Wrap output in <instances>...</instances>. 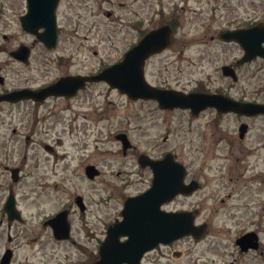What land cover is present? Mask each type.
Returning a JSON list of instances; mask_svg holds the SVG:
<instances>
[{"label": "rangeland", "instance_id": "rangeland-1", "mask_svg": "<svg viewBox=\"0 0 264 264\" xmlns=\"http://www.w3.org/2000/svg\"><path fill=\"white\" fill-rule=\"evenodd\" d=\"M98 1L100 4L95 2V17L90 16L94 7L83 5L80 9L82 17L79 16V20L75 18L74 27L76 28L77 21L83 26L79 30V37L73 39V46L69 38L63 52V49H58L56 53H45L41 45L37 46L35 56L44 61L35 65L37 70L34 73L37 78L49 81L57 74L67 72L96 73L102 66L120 60L123 52L115 51L111 47L119 45L123 48L131 38L134 43L135 32L128 27L130 20L135 19L132 11L137 14L144 13L148 19H156L157 21L148 24L151 28L166 24L172 16H177L179 20L172 48L163 56L149 61L147 79L155 85L161 82V74L166 71L173 78L172 86L188 91L200 85L207 87L210 77L217 85L221 75L220 72L216 73V70L238 55L235 52L229 53L226 60L222 51H219V54L209 48V36L212 33L205 30L209 21L204 15L209 18L215 15V12L203 14L207 0H111V3ZM4 2L3 20L12 24L15 31V36L9 43L15 45L16 41L30 42L32 38L18 33L15 20L10 18L16 2ZM222 2L238 3L237 0ZM122 3L124 6L119 7ZM214 6L218 7L216 4L211 5L212 8ZM141 8H144L143 12ZM194 9H197L195 16L192 12ZM107 12L111 13L110 16H107ZM200 12L202 16L197 15ZM69 33L73 37L72 29ZM60 54L70 62L58 72L54 71L51 60ZM217 55H220V59L212 61ZM258 82L264 85V66L259 73ZM215 88L217 86L213 87ZM83 93L89 99L95 93V124L94 118L85 107V115L75 122L66 118L67 125L73 128V133L70 127L64 133L63 123L52 130L50 142L55 146V150L49 159L39 157L37 167H32V162L19 165L22 168L23 180L14 189L17 192L18 208L27 222L15 227L19 230L26 229L28 240L24 239L23 246L19 247L16 242L8 243L6 233L0 236V259L6 247H13L16 252L12 264H91L96 261L99 245L108 226L106 224L118 217L128 196L146 190L152 180L151 171L142 169L139 165L138 159L142 153L152 158H162L171 153L186 167L190 165L192 158H197L200 163L205 159L208 164L203 172L205 177L214 179L219 176L218 168L222 161H218V157L227 154V151L217 146L214 137L205 130V122L209 119L207 114L194 118L184 111L164 112L155 103L131 102L118 91L102 84L90 85ZM121 130L127 132L132 144L126 155L123 154L121 142L116 139ZM20 135L19 131L11 141L12 144L19 152L29 146L31 152L33 144L26 145ZM58 137H64L67 142L62 146L57 145ZM6 139L10 141L8 136ZM81 155L83 162L74 160L75 156ZM88 162L94 163L101 171V176L95 181L87 180L84 175ZM252 185L253 188L239 192L233 198L219 191V196L226 199L229 205H239L240 211L236 218L228 219L225 206L218 201L219 212L213 215L212 231L215 233L212 232L211 237L200 244H193L188 239L183 241L178 247L184 251V258L175 260L169 256V259L163 260V264H192L193 261L209 262L199 264H216V259L221 258L220 253H223L226 261L238 257L242 264H264V256H260L258 252L239 257L234 244L235 234L242 226L264 232V192L260 187H256L255 183ZM212 186L217 192L214 182L211 183ZM77 195H81L88 205L86 214H81L74 204ZM5 200V197H0V209ZM182 204L187 205L186 201ZM66 205H71L72 212L70 222L74 236L71 242L55 240L49 229L41 226L44 218ZM172 207L173 204L169 206ZM225 221L234 224L224 225ZM238 221L244 224L235 225ZM5 229L6 227H0L1 231ZM87 233L95 235V240L87 238ZM262 241L264 244V238ZM263 247L262 245L261 248ZM204 251L205 256L202 255Z\"/></svg>", "mask_w": 264, "mask_h": 264}, {"label": "flooded vegetation", "instance_id": "flooded-vegetation-1", "mask_svg": "<svg viewBox=\"0 0 264 264\" xmlns=\"http://www.w3.org/2000/svg\"><path fill=\"white\" fill-rule=\"evenodd\" d=\"M4 1L0 0V197L2 198L11 192L15 193V184L20 183L22 176L20 164L24 165L32 162L33 166H37L39 157L44 158L49 153L51 155L53 146L50 140L53 129L63 123V132L66 133L70 127V131L73 133L72 126L67 125L68 120H66V116L69 117L70 121L75 122L79 117L85 115L84 108L86 107L87 112L94 118L95 124V93L91 95L90 99L83 95V91L87 90L89 85L95 86V83H87L85 88L69 96L50 95L43 97L41 94H36V92L55 84L62 77L83 76V74L67 72L57 74V76L49 81H43L35 76L34 71L37 70V66L35 65L44 62L35 56L37 46L41 45L45 53H56L58 49H63V52L67 38L70 39L73 46L75 44V42L73 43V39L79 37V30L83 26L80 21H77L76 28L74 27L75 18L79 20V16L82 17L80 9L83 8V5L94 7L90 16L95 17V2L100 4L98 0H33L34 6L32 10L36 15L45 19L52 17L56 19L58 38L55 47L51 48L50 44L46 45L36 40L35 34L23 29L21 18L28 12L27 0H14L16 5L14 6L15 9L12 10L13 13L10 15V18L15 20L18 33L21 32L24 35H29L32 37V40L28 43L16 41L15 45L9 43L10 39L15 36V31L12 24H7L3 20ZM213 1L215 3H212L210 0L206 1L205 11L203 12V14L211 13V11L215 12V15H211L209 18L204 15L209 21L205 30L212 33L209 36V48L219 54H221L219 51H222L226 60L229 57V53L235 52L238 55L232 58L231 61H226L222 64L218 71L216 70V73L220 72L221 75V79L217 85L210 77L207 87L200 85L190 92L223 95L239 102L264 104V85H260L258 82L259 73L264 66V56H257L250 61L246 60V53L264 51V0H237L238 3L234 2L230 4H225L222 0ZM104 2L111 3V0H104ZM212 4H216L218 7L215 8L216 6H214L212 8ZM123 6V3L119 5V7ZM141 10L143 12L144 8H141ZM192 12L195 16L197 9L192 10ZM131 13L135 15V19L130 20L128 27L135 32L134 43L131 42L133 39L131 38L123 48L119 45L112 46L111 49L115 51L121 50L123 53L129 51L149 32V29L152 30L160 26L157 25L151 28L148 24L157 21L156 19H148L144 13L137 14L136 11H132ZM155 13L159 14L158 12ZM110 14V12L107 13L108 16ZM197 15L202 16V12ZM176 18L177 16H172L170 19L172 24H174L176 21L174 19ZM254 28H257V31L252 35L248 31ZM71 29L74 32L73 37L69 33ZM45 30V27L40 28L38 34L45 32ZM92 30L91 27L90 31ZM235 31L241 32L237 40L228 41L221 38L223 33ZM23 46L28 48L29 54L27 60L20 61L14 58L12 53ZM171 48L172 46L167 50ZM166 51L152 56L147 61L146 69L148 70L150 60L163 56ZM218 59H220V55L214 57L212 61H217ZM51 62L53 63L54 71L59 72L60 69L67 66L66 64L70 60L60 54L55 56ZM105 66H102V68ZM225 66H229L230 70H233L234 76L226 77L223 75L222 68ZM162 74L161 82H159L157 87L169 90L177 89L190 93L184 88L172 86L171 80L173 78H171L168 71ZM214 86H217V88L213 89ZM16 92H18L17 95L9 96ZM124 97L131 102H153L159 106L156 101L133 100L126 95ZM161 110H182L194 118H200L204 114H207L209 119L205 122V130L207 129L211 133L215 139V144L226 150L227 154H222L221 157H218V161L221 160L222 164L218 168L220 172L219 176L214 179L206 178L203 173L208 165L205 159H203L202 163L197 158L190 159L186 183L190 184L194 182L193 188L189 196H179L173 201V204L175 203L176 205L171 210L173 212L186 211L190 218L192 217L194 229L198 231L197 233L200 235V238H197L194 233L187 238L175 241L171 245L160 246L157 250L150 253L152 257H149V254L147 255L146 264H162V259L169 258V256L176 260L182 258L184 253L179 251L175 253V249H177L175 245L179 246V243L186 239L192 241L193 244L207 241L214 229L213 215L219 212L218 201L225 206L224 209L226 210L228 219H235L236 214L240 211L239 205H229L226 199L219 196V191L221 193L223 191L227 197L233 198L236 197L237 193L252 188V183H255L256 187H260V190L264 192V114L252 116L235 111H221L215 108L202 110L197 115H194L190 110L183 109ZM19 131L26 145H29V143L33 144L31 152L29 146L19 152L12 144L11 141ZM119 133L127 135L125 130H121ZM7 136L10 141L6 139ZM56 143L57 145H64L61 138H57ZM74 160L83 162L84 158L82 155L80 157L75 156ZM91 164L93 163L88 162V165ZM15 177H17L16 180ZM213 182L216 185L217 192L214 191V186L211 187V183ZM180 198L186 200V206L182 204L183 201ZM1 215L4 219L6 218L3 212ZM200 217L201 220H199ZM4 219H0V227H6V229L4 231L0 230V236L6 233L5 236L9 243L16 242L17 246H23L22 241L24 239L28 240V231L26 229L19 230L15 225H25V222L4 224ZM227 224L234 223L225 221L224 225ZM243 224L244 222L242 223L241 221L235 222V225ZM251 225H254V223H251ZM42 226L49 229L46 225ZM87 238L95 240V235L87 233ZM262 238H264V232L260 229H246L245 226L240 227L234 238L238 256H246L251 252H258L260 256H264V247L261 248L262 245L264 246ZM70 241L72 239L66 242ZM7 249L10 248L6 247L4 252ZM80 249L84 251L83 247ZM15 252L16 250H13V258L15 257ZM202 255L205 256V251ZM219 256L221 258L216 259L218 261L216 264H221V262L223 264H242L238 257L226 261L223 253H220ZM200 262L209 263L206 261ZM199 263L192 262V264Z\"/></svg>", "mask_w": 264, "mask_h": 264}, {"label": "water", "instance_id": "water-1", "mask_svg": "<svg viewBox=\"0 0 264 264\" xmlns=\"http://www.w3.org/2000/svg\"><path fill=\"white\" fill-rule=\"evenodd\" d=\"M50 21V22H49ZM25 29L36 31L45 26L50 35L45 34L42 40L55 41V20L41 21L29 13L22 19ZM171 28L161 27L147 35L138 46L126 54L124 60L90 80L106 81L111 86L127 93L130 97L152 98L159 100L164 108H190L194 113L215 107L219 110H235L248 114L264 113V105L243 104L226 100L219 95L189 94L169 92L149 86L144 79V63L148 56L160 52L170 42ZM47 42V41H46ZM263 55V53H258ZM264 56V55H263ZM87 78L75 80L63 79L54 88L58 87L59 93L66 92L68 87L79 88ZM125 145L126 142L124 141ZM143 167L150 166L154 173L153 186L147 192L128 198L121 213L122 221H117L108 229V236L100 247V259L94 264H140L144 253L154 248L158 243H171L178 238L194 233L188 225V219L183 214L161 211V206L170 202L180 193L188 192L183 186L185 177L184 167L174 161L168 154L161 161H152L146 156L140 158ZM92 169V168H91ZM95 172H91L93 176ZM10 221L17 218L21 220L19 212L15 209V201L11 197L6 204ZM66 232V231H65ZM65 232H60L58 238L65 237ZM127 237L126 241H121ZM7 257V256H6ZM8 261V257L5 258Z\"/></svg>", "mask_w": 264, "mask_h": 264}, {"label": "bare ground", "instance_id": "bare-ground-1", "mask_svg": "<svg viewBox=\"0 0 264 264\" xmlns=\"http://www.w3.org/2000/svg\"><path fill=\"white\" fill-rule=\"evenodd\" d=\"M100 26V25H99Z\"/></svg>", "mask_w": 264, "mask_h": 264}]
</instances>
